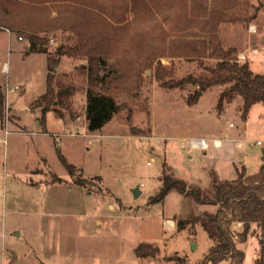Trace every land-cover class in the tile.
<instances>
[{
  "label": "rangeland",
  "instance_id": "obj_1",
  "mask_svg": "<svg viewBox=\"0 0 264 264\" xmlns=\"http://www.w3.org/2000/svg\"><path fill=\"white\" fill-rule=\"evenodd\" d=\"M248 1V19L222 21L218 32L223 48H234L238 60L248 61L253 72L264 74V0ZM195 2L149 0L155 19L150 23V46L158 48L161 35L169 43L206 34L202 25L208 23L209 13L198 14L201 8ZM88 4L109 24L134 20L131 0H88ZM39 36L47 52L31 50L28 35L0 26L4 92L0 264H176L167 259L175 253L190 262L200 261L213 241L201 222L179 229L177 221L214 206L196 204L176 189L161 196L163 164L171 166L176 178L204 188L216 178H235L237 169L248 175L257 172L264 147V105L254 103L244 118L243 99L238 96L219 112L215 106L224 86L213 85L198 93L199 85L192 82L165 87L154 66L142 65V58L134 57L144 81L131 80L124 89L111 84L107 92L116 98L119 109L101 129L90 132L85 122L89 55L66 49L74 44L67 31ZM61 45L65 48L57 53ZM135 46H130L133 56L139 54ZM164 48L169 52L168 45ZM50 55L60 56L54 76L75 86L63 105H56L69 126L57 112L32 107L33 100L45 92ZM93 58L97 60V54ZM160 59L172 66L178 78L203 70L195 57L164 54ZM4 62L8 69H3ZM108 64L104 70L115 69ZM195 95L197 101L189 103ZM191 137H205L208 148H182V139ZM239 140L242 147L237 146ZM60 153L83 172L77 169L71 176ZM134 189L140 190L139 195ZM235 226L240 228V223ZM143 241L158 247L157 257L136 254ZM238 246L245 252L241 264H252L259 251L257 235L250 234ZM214 264L234 263L223 259Z\"/></svg>",
  "mask_w": 264,
  "mask_h": 264
},
{
  "label": "trees",
  "instance_id": "obj_2",
  "mask_svg": "<svg viewBox=\"0 0 264 264\" xmlns=\"http://www.w3.org/2000/svg\"><path fill=\"white\" fill-rule=\"evenodd\" d=\"M195 3L196 7L201 8L198 14L209 13L208 23L202 25L206 34L191 39H172L169 43L166 36L161 35L158 48L149 44L150 23L155 20L149 0H131L134 20L120 25L107 23L104 15L91 7L88 0H0V20H5L0 22V26L14 28L17 32L28 35L31 50L39 52L48 50L46 46H40L41 32L67 31L70 36L68 38L74 40V44H69L66 49H71L80 56L89 55L85 122L86 129L90 132L101 129L119 109L116 98L107 92L111 84L114 83L116 88L124 89L129 87L128 82L131 80L138 84L144 81L142 68L138 69L134 57H141L142 65L149 68L154 66L156 78L165 87H184L187 82H192L199 85L198 93L213 85L224 86L220 91L216 109L221 112L229 102L241 96L242 114L246 118L251 105L256 102L264 105V74L253 72L248 61L238 60L234 48H223L218 25L225 20L248 19L246 11L249 1L213 0L212 4L211 2L207 4L202 0H196ZM196 18L199 19L200 16ZM196 21L198 24V20ZM134 43L135 49L137 47L139 52L137 56L129 52L130 46ZM167 45L169 52L164 48ZM64 48L61 45L56 52ZM95 54L97 60L93 58ZM164 54H169L172 58H198L203 70L197 74L188 73L180 78L175 77L172 66L164 65L160 59ZM59 58L60 56L53 55L48 57L47 66L51 72L46 75V89L33 100L32 107L33 109L40 107L42 112L55 111L57 116L64 117L63 111L56 105L58 103L63 105L62 102L68 98L75 86L65 84L60 77L54 76L53 72L57 71ZM208 59L217 61L214 64H205L204 60ZM108 63L115 66V69L104 70V64L109 65ZM96 86L106 91L95 89ZM197 98L198 95L197 97L195 95L188 99V102L193 104ZM3 118L4 92L0 86V120ZM59 155L71 176H75L77 169L81 172V169L68 162L63 154ZM261 160L257 172L248 175L237 169L235 178H216L208 188L195 183L188 185L182 179L171 175L172 168L169 164H163L161 196L170 189H176L188 195L196 204L214 206L213 209H204L200 213H190L177 221L179 229L185 228L188 224L194 226L198 222L202 223L213 241L204 257L200 261L190 262L186 256L175 253L167 259H173L176 264H214L223 259L241 264L245 252L238 244L246 241L250 234H255L258 237L259 251L252 264H264V147L261 150ZM237 223L241 224L240 228L235 226ZM135 252L141 258L157 257L158 247L143 241L138 244Z\"/></svg>",
  "mask_w": 264,
  "mask_h": 264
},
{
  "label": "built area",
  "instance_id": "obj_3",
  "mask_svg": "<svg viewBox=\"0 0 264 264\" xmlns=\"http://www.w3.org/2000/svg\"><path fill=\"white\" fill-rule=\"evenodd\" d=\"M249 29L253 31L255 30V26L250 25ZM3 69H5V66H3ZM257 143L259 144L261 142L257 141ZM181 146L184 149H186L187 147L188 149H191V148L207 149L209 146V143H208V139H206L205 137H191V138L182 139ZM237 146L242 147L241 140L238 141Z\"/></svg>",
  "mask_w": 264,
  "mask_h": 264
},
{
  "label": "crops",
  "instance_id": "obj_4",
  "mask_svg": "<svg viewBox=\"0 0 264 264\" xmlns=\"http://www.w3.org/2000/svg\"><path fill=\"white\" fill-rule=\"evenodd\" d=\"M7 69H8V66H7ZM35 109V108H34ZM32 110V109H31ZM18 115V114H17ZM19 116V115H18ZM58 117V119H60V121L63 123V124H65V125H71V124H67V123H65V121H63V117H59V116H57ZM19 120H20V116H19ZM65 120V119H64ZM74 126V125H73ZM1 130H2V128H0ZM57 132V131H56ZM57 133H59V132H57ZM77 134H79V132H77ZM83 134H90V133H87V132H85V133H83ZM43 161H44V159H43ZM80 169H81V172H83V170H82V168L81 167H79ZM41 168H39L38 170H37V172L40 170ZM72 178V177H71ZM221 179V178H220ZM240 226H241V224H240Z\"/></svg>",
  "mask_w": 264,
  "mask_h": 264
},
{
  "label": "water",
  "instance_id": "obj_5",
  "mask_svg": "<svg viewBox=\"0 0 264 264\" xmlns=\"http://www.w3.org/2000/svg\"><path fill=\"white\" fill-rule=\"evenodd\" d=\"M134 191H135V196L139 195V193H140L139 189H134Z\"/></svg>",
  "mask_w": 264,
  "mask_h": 264
},
{
  "label": "bare ground",
  "instance_id": "obj_6",
  "mask_svg": "<svg viewBox=\"0 0 264 264\" xmlns=\"http://www.w3.org/2000/svg\"><path fill=\"white\" fill-rule=\"evenodd\" d=\"M3 66H5V69H7V63L6 62L3 63Z\"/></svg>",
  "mask_w": 264,
  "mask_h": 264
}]
</instances>
